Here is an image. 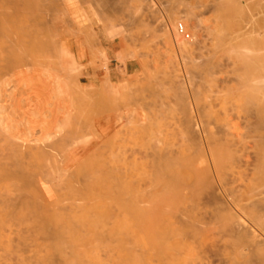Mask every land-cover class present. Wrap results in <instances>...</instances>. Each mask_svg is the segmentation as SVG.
<instances>
[{
    "label": "rangeland",
    "instance_id": "obj_1",
    "mask_svg": "<svg viewBox=\"0 0 264 264\" xmlns=\"http://www.w3.org/2000/svg\"><path fill=\"white\" fill-rule=\"evenodd\" d=\"M79 1L81 3H78L82 6V8L89 12V15H86L84 12H82L83 20L89 24L87 25L88 27L83 29L84 32L80 31L82 33H78L80 34L83 41H85L86 38H88L87 40L89 41H86L87 43L84 42L85 46H82V54L84 50L85 53L83 55H85L86 58L82 61V65L79 66V71L64 75H56V73L53 74V71L49 70L48 68V64L51 59L50 54L38 49L35 52V57L39 58L38 76L31 77L30 74L33 68H26L22 63H19L22 66L19 67L21 72H17L16 77H13V73L10 72V61L13 57L12 49L14 48L11 47L9 41H14L17 43V47H22L23 44H25V42L30 39L29 31L32 29V26L30 27V25H32V21L30 20L28 14L24 12H20L15 16L12 6L7 2V0H0V202L1 199H5L0 203V264H72L76 261H79L78 264H238L237 262H239V264H245L246 258L241 261V259H243L241 257L242 255L240 252H237L238 250L240 251L241 247L242 250L244 248L243 251L246 252L247 250H245V246L242 243L237 245V242L239 243V241H237V235L234 234V232L232 233L233 230H231L235 229L236 225L231 224L229 228L231 233H228L225 232L226 230L222 229L223 226L221 227V223L216 222L215 220L213 221L212 219H215V217H213L216 215L215 211H218L219 209L221 212L226 206L229 208L231 206L232 210H234L236 213L239 214L241 212V214L243 213V215L247 216L249 214H246L245 211L249 213L250 210L248 209H250L252 206L250 202L252 203V201H254L253 199H258L264 196V173L262 174L254 169L257 172L256 174H260V178L262 177V179L259 177L257 179L256 176L254 177L255 171H252V167L250 165L252 164L251 161L253 162L255 159V152L252 150L255 146L251 148V143L253 145H258L260 143L259 139L261 138L257 134L258 128L255 127V123H253L254 121H257V117L256 114H253L251 117L252 125L254 124L253 126L257 131L255 132L256 134H253V128H250L249 126L251 132L253 131L252 133L250 130L247 131L248 128H244L248 126H245L246 122L243 121L244 119L240 120L243 118L244 114L238 110L242 108H239L240 102H242L241 104L248 107V109H250L253 105L251 107L247 106L246 104L248 103H246L244 100H239V104L236 105L238 99H240V96L242 95L243 97L245 94H243L244 89L241 91L242 85L239 83L241 86H238V82L243 79L245 81L243 84L246 85L248 84L246 83V77L254 76L252 75L253 73H251L253 71L252 67L245 65V67L247 66L246 69L243 66L244 59L240 60V56L247 53V50L244 49V47L251 49L250 47H252L253 42L255 44L254 40H252L253 42L248 41L252 39L250 38L251 36H254L253 31L256 32L257 30L261 32V37L258 41V44L262 40V45L260 46L257 43V45H255L260 50L264 49V26H262L264 25V0L261 2L260 0H257V3L256 0H221L222 2L224 1L223 3H221L220 0H216L223 4L221 10L216 8L217 2H214L215 0H145V2L144 0H112L113 2L111 0ZM147 1H150V3L153 4L151 5ZM116 2L118 3L116 4ZM237 3H239L238 6L236 5ZM246 3L249 4L246 5ZM149 4L150 7L148 6ZM214 4H216V7ZM244 4L245 7H243ZM254 4L257 6H253ZM115 5H117V7ZM146 5L152 9H147ZM247 6L250 7L246 9ZM250 8L253 9V11H250ZM185 12H188L191 15L194 13V15H192L194 18H191L192 16L190 14H186ZM249 12H251L252 15ZM176 14L178 15V18L182 17L183 19H185V17L188 15L191 16H189L190 18L188 17L189 19L186 18L185 23L189 22L188 24L183 22L185 27L187 26L186 29L189 28L187 30L185 29L186 32L188 33L189 31L190 34V41L188 42H192L191 39L195 38L193 37L192 29L190 30L193 24V19L196 20L195 16H198L199 20L201 19L200 21L198 20V25L200 28L197 34H194L197 38H195L192 42V44L194 43L193 47L190 44L192 50L185 51L186 53L184 54H180V52L179 54L175 53L176 49L175 43H173L174 41L172 35H170V33H168V35L167 32L164 33V30H162L163 25L160 24L161 20L163 21L164 19V21L167 22L166 20H168V17L171 18L172 15ZM223 14L225 15L223 16ZM253 14L255 15L253 16ZM65 15L66 14L62 13L60 18H66L64 17ZM90 19L92 20V23ZM238 31L239 33H237ZM90 33H92V36ZM217 33L220 34H218L220 37L217 35ZM235 35L239 36L232 38L235 37ZM228 36L230 38L229 40L226 38ZM231 38L234 41L231 42ZM90 40H93V42ZM219 40L224 45H222ZM216 42L219 44L218 47L224 48L225 51L217 47L221 53L223 52V55H226V50L228 49L227 47H233L236 51L241 52V55L236 57L230 54L232 57L231 58L230 55L227 54L226 57H223L220 51L218 52L216 50L218 52L217 53L214 48H210V45ZM224 42L227 44L225 45ZM234 43L237 44L234 46ZM220 44L222 46H220ZM255 45L252 47L253 49H255ZM87 46L88 48H86ZM214 46L215 45L211 47ZM224 46H227V49ZM259 46L261 48H259ZM208 47L212 50L211 54L214 55L212 57L213 60L204 59L209 56L206 50ZM36 49L37 48L35 47V50ZM213 50L216 54L213 53ZM174 53L179 55V58L178 55L176 56L178 60L173 55ZM184 55H187L188 58L186 56L185 58L190 60L189 61L186 59L189 63L187 65H184L187 63L183 61L185 59L182 58V60L180 58ZM173 57L177 60V63L176 61L174 62L175 59ZM192 58H195L196 62H204L207 66V69L206 67L201 70L196 69V67L199 68L198 66L201 65V62L198 65V62H194V59L192 64ZM180 59L184 62L183 65ZM194 63L196 65H194ZM141 64L144 66H141ZM210 65H213L212 69H210ZM177 66H180L184 72L188 70L187 73L189 76L192 75L190 76L191 78H188L191 80V83H189L191 86L188 87L186 85V81H188V79L186 80L187 77L185 78V76H187L185 75L186 72H183L184 80L186 81L182 80L185 83L181 81V76H178L177 78L178 72L176 73L177 70H175L178 68ZM257 68L258 67H255V69L258 71ZM248 69H252V71L249 72ZM25 70H27L26 73ZM206 70H208L210 75L207 74ZM103 71H105V73ZM203 72H205V75ZM234 74L237 75V78H239L238 82H235L236 78ZM232 76L235 78L234 81H232ZM230 78L231 80L229 81ZM249 79L247 82L251 81ZM106 80H108L109 83H112L110 84L111 87L112 85L118 86L120 84H122V87H124L123 83L126 85L124 87L125 91L120 88L121 85L119 88H117V91L120 89V92H117L119 94H117L118 96L115 94V96H117V99H119L120 102H112L113 94L111 96L112 98L110 99L109 94L111 92L109 90L113 89H109L110 85ZM190 80L188 82H190ZM231 81L232 83H237L235 85L238 86V91H236L237 86L234 87V84L231 85V87L233 86L232 88L235 90H233V95L230 94V89H228L230 88L229 85L231 84ZM182 83L185 84V87L182 85ZM253 85L257 84L255 83ZM186 87L189 89L187 90ZM246 87H248V85ZM254 88L257 89L256 87H253L251 90ZM15 90H18V92ZM108 91L110 93H108ZM121 91L123 92V96L121 95ZM259 91L262 92L258 87L257 92L254 91L252 94L250 93V90L248 92L249 95L251 94V102H257V106L260 105L258 100L261 101V93ZM187 92L190 93L188 94ZM225 92H228L227 95L229 96V99L227 100L229 105L227 104L225 108L227 106L229 108L230 102L228 101H233V99L236 98L235 95L239 96L240 93V96H237L238 98L236 102H234L236 103V106H233L237 112L239 111L241 113L239 114V112H235V114L239 115L240 119H235V110L233 109V111L232 108H226L229 110L228 113L226 112L229 117L226 114L225 115L228 119L231 117L232 119L230 120L234 119L235 121H233L236 123L237 121L238 123L240 122V124L237 123V126L239 125L238 128L236 127V130L233 129V132L239 129L237 131L238 133H234L236 135H234L233 138L237 136L235 138L237 139L240 136L244 142L246 141L245 139H247L246 142H248L249 145L241 142V139L239 144H236V140L234 139V144H236V146L238 145V148L235 149V145L231 146L232 150H230L231 147L229 148L231 158H235L234 156L237 157L234 159L233 163V158L232 161H230L232 166L230 165V162H226V166L221 169L220 174L218 173L220 175L218 177L221 178H215L214 175L212 178L210 173H208V179L205 178L207 182L204 181L201 183V177L207 174L202 171L204 170L203 168L206 169L205 166H207V162L204 161V157H199L198 150L196 151L198 148L194 145V143L196 145L198 144V127H192L193 124L190 121V114L187 112V108L184 109L182 105L184 106L185 103L191 99V102H194L195 107L197 110L201 111V113H213V116L210 113L211 118L209 115L210 121L208 123H211L207 124L208 128H213V131L219 130L218 132L221 133L220 123L222 122H219V119L224 116V113H222L224 108L222 110L221 105H225L224 102L226 100H223V97L226 99ZM184 93H187L191 97L185 96ZM119 95H121L123 98H119ZM249 95H247V97ZM256 97L259 99H255ZM182 100L186 102L183 103ZM114 103L116 104L117 108H119L118 105L120 106V109H118V118H123V120L121 119L122 125L126 122L125 125L122 126L123 129L124 127L126 129V131L123 130L126 132V135H124V132L122 131L121 133L123 134L121 135L120 133L118 136V143L114 144L116 142L115 139L112 147L113 150H118L120 147L122 148V145L119 144H127V148L124 145L125 148L123 147L118 151L114 150L115 152H118L117 154L115 152V154H112V148L107 147L105 143L107 135L109 136V134L113 133L115 129L120 127L119 125L115 129L108 131L105 130V124H107L106 122L108 117H112L113 115V111L108 109ZM120 103L122 106L125 103V106L121 108ZM257 106L255 105V108L252 107L250 110H252V112L254 110L253 113H256L255 111L259 109ZM227 110H224L223 112ZM245 110L247 111V108H242V111L245 112ZM183 114H185L184 117ZM233 114L235 116H233ZM148 116L151 117L149 118V125L146 126L143 122L146 121ZM216 117L219 119H214ZM206 118V115L199 117V119L202 121H204V119L206 121ZM98 120H100L99 123L97 122ZM215 121H218L216 124L219 125H216ZM140 122L142 123L140 124ZM139 125H142V127ZM138 126L141 128H138ZM205 127L207 129V126ZM150 128H153V131ZM259 129L261 130V134L264 136V129L261 127H259ZM141 130L145 131L146 133L143 131L141 133ZM184 130H187L188 132ZM190 130H193L194 132L192 131L191 133ZM239 131H243V133H239ZM246 131L252 135L250 139L248 136L245 139L243 138L247 135ZM189 132L190 138L193 137L194 139L196 137L195 139H197V142L192 141L191 139L189 140V136L187 135ZM57 134L59 137L56 136ZM76 134L78 136L77 139H79L80 136L82 137V140L80 139L81 141L78 140V143L80 141L79 144H82V147L77 144V149L72 148V146L76 147V142L75 144L72 142L69 143L70 140L68 141L69 144L67 143L69 146L64 145L69 139L67 137L70 136L71 139V137L73 135L76 136ZM130 134H132L133 137H131ZM146 134L148 136L149 134H153V136L155 135L157 144L155 143L154 137H150V139L152 138V141L150 142V139L149 137H146ZM120 136L121 138L124 136L125 137L122 138L123 140H120ZM220 136L222 135L220 134ZM47 137H52V141L54 139V141L51 142V145L47 144L48 141H45ZM255 137L260 138L258 139ZM73 138L75 139L76 137ZM158 141H160L159 144ZM218 141L220 142V140ZM251 141H256L257 143H253ZM60 143L63 144L61 145L62 147L60 146ZM191 143L193 145H191ZM223 143L224 142H214L211 143V145L213 144L214 148H218L221 147L220 145ZM241 143H243V145ZM117 144L119 148L117 147ZM47 145L50 148H53L49 149ZM58 145L61 148H59ZM166 145H168L170 150L173 151V154L175 153L174 155L176 158L178 157L177 159L175 158L173 160L172 167L169 169V171L166 172V174L164 173L165 177L167 178H162L163 180L160 179L164 182H167L171 181V176H174L177 180L180 190H178L175 197L173 196L172 202L174 203L171 204V207L169 204L167 207V203H165L166 205L160 206L162 208L158 207V209H151V211L146 204V201L149 199L151 194L149 195L147 193H139L138 198H141V195H143L144 202L142 204L138 203V201L134 203V201L137 199L136 197L134 199L133 195L131 197V194L129 195L125 191L120 190L117 187L115 188V186L113 187V183L111 185V177L110 180H108L109 178L107 174L110 173L112 168L120 167L117 165L118 161H120L121 165L123 166V158L119 156L121 152L123 153L126 149L128 151L129 148V150L135 151V155L132 154L133 151H130L132 152L131 156L134 155V158H137L136 160L133 158V161H128L132 160V157L130 156L128 158L126 156V161L128 164L131 162L130 165H134L133 163H135L136 168L135 170L133 169V171L136 172L137 170L139 172L138 175H141V177H138L139 179H142L144 186L142 187L145 188L149 186L148 184L151 183L149 177L155 170L154 163H156L155 158L153 156L151 157L150 151L152 148L155 150L157 147H159L157 151H160V153L168 152V150L163 152L164 149L162 147H166ZM223 145L222 148H224ZM239 145L242 146L241 148L243 151L240 149ZM45 147L46 149H44ZM130 147L132 149H130ZM198 147L200 149L199 145ZM182 149L186 155L184 152H182L184 154H182V157H180V154V156L178 153L176 154V150L182 151ZM49 150L51 151L49 152ZM62 151L63 153L60 155ZM136 151L139 152L137 153ZM44 153H47V155ZM110 155L114 157L113 161L110 160L113 159ZM188 155H190L189 158ZM196 155L198 157L195 158ZM5 157L8 158L6 159ZM187 158L188 161L186 160ZM3 159L5 160L3 161ZM19 159L21 162H19ZM47 159L48 161H46ZM245 159H247V162H245ZM229 160L231 159L229 158ZM3 162L5 164H3ZM7 162L9 163L7 166L9 167L10 165L9 169L12 167L13 172L11 171L12 169L9 170L6 166ZM47 162H49V164ZM111 162L115 165L111 164ZM194 162L195 165H193ZM32 163L34 165H32ZM41 163L43 164L42 169ZM19 164L22 165V170L20 169L21 166H19ZM45 164H47L46 169L48 170L44 168ZM230 166L233 167L232 170H230ZM37 167L39 169H37ZM132 167L129 168L132 170ZM14 168H19L18 172L17 170H14ZM79 168L80 171L78 170ZM181 169H183L182 174L180 172ZM225 169L226 171L224 172ZM40 170L43 172L41 173ZM198 170L201 171L199 172L200 174H197ZM184 171L188 172L189 175L183 176ZM222 171L224 173H222ZM7 173L10 177L12 176V179L9 178V176L7 178L5 177ZM19 173L22 174L20 175ZM179 173L181 174V179L182 176L185 177L184 181L187 183L185 186L183 184L184 181L181 182V180L178 179ZM225 173L226 175H224ZM41 174L44 176L43 179L46 176H48L47 178L50 177L51 182L50 179L47 178L44 179L45 181L40 179L39 176L41 177ZM19 175L24 177L26 176V182L23 183V180L20 181L21 178ZM104 176H106V178ZM14 177L15 179H13ZM196 177H200L199 181ZM186 178L190 179L187 180ZM202 180H204V178ZM49 182L51 185H49ZM14 183L19 185L20 188ZM21 183L22 185H20ZM173 183H175V181H173ZM52 184L56 185L54 188L55 191H53L54 189L52 188ZM187 185L190 186L186 187ZM18 189L22 190L19 191ZM15 190H18L19 193L21 192L20 195L22 198L21 196H18L19 193L17 191L15 192ZM249 190L252 191L249 192ZM22 191H25L24 195H22ZM37 192L39 193L37 194ZM54 192H56V195ZM235 193L238 194L239 198L235 197ZM41 195L44 197L43 199ZM144 195H147L148 197ZM232 196L236 202H242L240 203L242 204L241 207H239V209L242 211L237 210V208L233 206V203H231L232 205H227L228 203L226 202H230L229 198ZM13 197L15 199L12 200ZM129 197L131 198L129 199ZM24 198L28 204L26 201H23ZM7 199L12 201V203H9ZM29 200H32V203ZM14 202H19V204L15 206L16 203L14 204ZM23 202L25 203L24 208ZM219 202H223V204ZM32 204L34 205L33 208L36 211L32 209ZM27 206L29 207L28 209H26ZM134 206L136 207L134 208ZM244 206L247 208V210L246 208L244 209ZM43 208L45 210H42ZM219 213H217L216 217L221 215H219ZM241 214L239 215L243 218L244 216ZM101 217L103 219L102 222L100 219ZM46 222L51 223V228L54 227L56 229L58 228L59 230H63L65 228L64 231H60L62 232L61 234H65V236L62 235L65 238L61 237V235L58 237H53V235L48 236L47 234L52 229L50 227H46ZM108 222H111V224ZM60 224L64 225L60 226ZM224 228H226V225ZM62 243L63 246H65L63 250L60 248V246L62 247ZM59 251L65 254L62 253L60 256ZM239 255L241 259L239 258ZM251 259L252 258H249V260ZM251 261L253 262L252 264H255L253 260Z\"/></svg>",
    "mask_w": 264,
    "mask_h": 264
},
{
    "label": "bare ground",
    "instance_id": "obj_2",
    "mask_svg": "<svg viewBox=\"0 0 264 264\" xmlns=\"http://www.w3.org/2000/svg\"><path fill=\"white\" fill-rule=\"evenodd\" d=\"M112 1V0H111ZM166 1V0H165ZM169 1H171V0H169ZM219 1V0H218ZM218 1H214V2H217V7H216V4H214V6L217 8V9H220L221 10V7H222V5L223 4H221V3H223L221 0H220V2H218ZM251 1V0H250ZM262 0H260V2H261ZM7 2L12 6V10H13V13H14V15L16 16V15H18L20 12H24V13H27L28 14V16H29V18H30V20L32 21V25H30V27L32 28L30 31H29V33H30V36H29V38L30 39H28V41L27 42H25V44H23V46L22 47H17V43H15L14 41L12 42V41H9L10 42V45H11V47L12 48H14V49H12V52H13V57H12V60L10 61V72H12L13 74V77H16V75H17V72H21V70H20V68L19 67H22L19 63H22L26 68H28V67H31V68H33L32 70H31V74H30V76L31 77H37L38 76V73H39V61H38V57L36 58L35 57V52L38 50V49H41L42 51H45V52H47L48 54H50V57H51V59H50V61H49V64H48V68H49V70H51V71H53V74L54 73H56V75H59V74H62V75H64V74H71V73H74V72H77V71H79V66H81L82 65V61L86 58V56L85 55H83L85 52H84V50H83V54H82V49H83V45H84V42L85 43H87V42H89L87 39L88 38H86V40L85 41H83V39H81V36H80V34L82 33V32H80V31H83L84 32V28H86V27H88L87 25L89 24V23H87L86 21H84L83 20V17H82V12H84L86 15H89V12L87 11V10H85V9H83L82 8V6L78 3V2H80L79 0H7ZM104 2V1H103ZM113 2V1H112ZM144 2H145V0H144ZM147 2H149L150 3V1H147ZM173 2V1H172ZM254 2V1H253ZM259 2V1H258ZM259 2V3H260ZM264 2V1H263ZM262 2V3H263ZM81 3V2H80ZM118 2H116V4H117ZM255 3V2H254ZM256 3H257V0H256ZM115 4V3H114ZM123 4H125V3H123ZM142 4H144V3H142ZM151 5L153 4V3H150ZM150 4L148 5L149 7H150ZM238 4L239 3H237L236 5L238 6ZM249 4V3H248ZM247 3H246V5H248ZM232 5V4H231ZM251 5V4H250ZM263 5V4H262ZM110 6V5H109ZM116 7H117V5H115ZM144 6V5H143ZM211 6V5H210ZM240 6V5H239ZM253 6H255V4L253 5ZM257 6V5H256ZM255 6V7H256ZM260 6H261V4H260ZM116 7H114V8H116ZM146 7H147V5H146ZM149 7H147V9L149 8ZM154 7V6H153ZM213 7V6H212ZM233 7V6H232ZM235 7V6H234ZM243 7H245V4H244V6ZM250 6H247L246 7V9L247 8H249ZM251 7H252V5H251ZM258 7H259V4H258ZM111 8V7H110ZM168 8V7H167ZM170 8V7H169ZM176 8V7H175ZM237 8V7H236ZM253 8V7H252ZM83 9V10H82ZM149 9H152V8H149ZM155 9V8H154ZM165 9V8H164ZM230 9V8H229ZM170 10V9H169ZM172 10V9H171ZM173 10H175V9H173ZM222 10H223V8H222ZM260 10V9H259ZM158 11V10H157ZM163 11V10H162ZM166 11V10H165ZM250 11H253V9H251L250 8ZM262 11V10H261ZM164 12V11H163ZM167 12V11H166ZM180 12V11H179ZM190 12V11H189ZM225 12H226V10H225ZM255 12V11H254ZM66 14L64 17H66V18H60L61 17V14ZM171 13V12H170ZM176 13V12H175ZM184 13V12H183ZM186 13V12H185ZM190 13H192V12H190ZM190 13H186V14H190ZM249 13H251V12H249ZM172 14V13H171ZM185 14V15H186ZM258 14V13H257ZM184 15V14H183ZM191 15V14H190ZM190 15H186L187 17H185V19H183L182 17H179L178 18V15L176 14V15H172V16H174V17H172L171 16V18L170 17H168L167 19L168 20H166L167 22H165L164 21V19H163V21L161 20L160 22V24H162L163 25V28H162V30H164V33L165 32H167V34L168 33H170V35H172V37H173V43H175V53H178L179 54V52H180V54H184V53H186L185 51H188V50H192L191 49V46L193 47V44H192V42H193V40L195 39V38H197L194 34H197V32H198V30H199V21L201 20H199L198 18V16H195L196 17V20L195 19H193V24H192V26H191V28H190V30L192 29V34H193V37H195V38H192L191 39V41L192 42H188V41H190V39H189V31H188V33L186 32V30L187 29H189V28H187L186 29V27H185V24H188L187 22L185 23V21H186V18H188ZM192 15H194V13L192 14ZM191 15V16H192ZM222 15V14H221ZM225 14H223V16H224ZM251 15H252V13H251ZM255 14H253V16H254ZM156 16H157V14H156ZM176 16V17H175ZM190 16V17H191ZM87 17V16H86ZM166 17H167V15H166ZM189 17V18H190ZM170 18V19H169ZM188 18V19H189ZM191 18H194L193 16L191 17ZM251 18H252V16H251ZM88 19V18H87ZM226 19V18H225ZM89 20V19H88ZM91 20V19H90ZM199 20V21H198ZM185 24H184V23ZM42 23V24H41ZM91 23H92V20H91ZM201 26V25H200ZM227 26V25H226ZM262 26H264V25H262ZM157 28H159V27H157ZM221 28V27H220ZM186 29V30H185ZM207 29H209V28H207ZM159 30H161V29H159ZM226 30V29H225ZM223 31V30H222ZM93 32V31H92ZM123 32V31H122ZM212 32V31H211ZM219 32V31H218ZM234 32V31H233ZM254 32V36L252 37H250V38H252L251 40H248V41H252V40H254L255 41V44L257 43L258 44V41H259V39H260V37H261V32L260 31H257L256 30V32L255 31H253ZM78 33H80V34H78ZM86 33H88V32H86ZM216 33V32H215ZM221 33V32H220ZM236 33V32H235ZM234 33V34H235ZM237 33H239V31L237 32ZM237 33H236V35H237ZM91 34V36H92V33H90ZM120 34V33H119ZM191 34V35H192ZM211 34V33H210ZM219 33H217V35H218ZM227 34V33H226ZM233 34V35H234ZM169 35V34H168ZM220 35V34H219ZM218 35V36H219ZM235 35V37H232V38H236V37H238V36H236ZM242 35V34H241ZM244 35V34H243ZM90 36V37H91ZM115 36V35H114ZM199 36V35H198ZM231 36V35H230ZM164 37H166V36H164ZM170 37V36H169ZM191 37V36H190ZM216 37V36H215ZM220 37V36H219ZM222 37V36H221ZM263 37H264V35H263ZM262 37V38H263ZM213 38V37H212ZM226 38H228V40L230 39L229 38V36L228 37H226ZM225 38V39H226ZM231 38V42L232 41H234L233 39ZM239 38H241V37H239ZM249 38V39H250ZM254 38V39H253ZM85 39V38H84ZM87 41V42H86ZM91 41V40H90ZM216 41H218V40H216ZM220 41V40H219ZM238 41V40H237ZM33 42V43H32ZM91 42H93V40L91 41ZM211 42V41H210ZM215 42V41H214ZM242 42H243V40H242ZM253 42V41H252ZM252 42H249V43H252ZM261 42H262V40L260 41V43L258 44V45H262L261 44ZM220 43L222 44V42L220 41ZM225 43V42H224ZM238 43V42H237ZM236 43V44H237ZM89 44V43H88ZM190 44H191V46H190ZM220 44V46H222V45H224V44H222L221 45ZM227 43H225V45H226ZM235 43L233 44L234 46L236 45ZM243 44V43H242ZM254 44V42H253V44H252V47L255 45ZM256 44V45H257ZM213 45H215L214 47H211V46H213ZM247 45V44H246ZM251 45V44H250ZM255 45V46H256ZM85 46V45H84ZM219 46V44H217V42L216 43H214V44H211L210 45V48H214V50L216 51H220V50H218V48L219 49H221V50H223V51H225L224 50V48H221V47H218ZM229 46V45H228ZM259 46V48H261ZM35 47L37 48L36 50H35ZM218 47V48H217ZM225 47V46H224ZM227 47V46H226ZM225 47V48H226ZM238 47H240V46H238ZM252 47H250L251 49H249L248 47H244V49H246L247 50V53H245V54H243V55H241V52H238V51H236L233 47H227L226 49V52H224V53H226V55L228 54V55H234V56H240V60L242 59H244L243 60V66L245 67V65H247L248 67H252V69H253V71H252V69H248L249 70V72H251V73H253L252 75H254V76H249L250 77V79H249V77H246V83H248V84H246V85H244L243 83H245V81L242 79L241 81H239L238 82V80H239V78H237V75H235L234 74V76H235V78H236V80H235V78H233L234 76H232V81H234L235 80V82H238V86H241V91L243 90L244 92H243V97H244V99H243V97H242V95L240 96V93H239V96H240V99H238V101H237V104L236 103H234V102H236V100H237V98L239 97L238 95H235L236 96V98L235 99H233V101H228V102H230V106H229V108H232V110L235 108H233V106H236V105H238L239 104V100H244L246 103H248V104H246L247 106H249V107H251L252 105V107L253 108H255V105L257 106V102H255V103H253V102H251L252 101V98H251V94L254 92V91H258V87L260 88V90L262 91V92H260L261 93V95H260V99H261V101H259L258 100V103L260 102V105L259 106H257L259 109L258 110H256L255 112L256 113H253L254 112V110H253V112H252V110H250V109H252V107L250 108V109H248V107H246L245 105H243V104H241L242 102H240V104H239V108L240 107H242L243 109H246L247 108V111L245 110V112L244 111H242V108H240V109H238V110H240V112H243V114H244V116H243V118L242 119H240V117H239V115L238 114H235V112L236 113H238L237 112V110H233L234 111V114L236 115V117H235V119L237 120V119H240V120H243L244 122H246V125L245 126H248V127H244V128H248V130L247 131H249L250 130V132H251V129L250 128H253L252 130L254 131V133L253 134H256L255 132H257L256 130H255V127H257L258 128V135L261 137H255V138H260L259 140H260V143L257 145V144H255V145H253L252 143H251V145L252 146H250L251 148L253 147V146H255L254 147V149H256V150H254V149H252L253 150V152H255V155H254V161L252 162L251 161V163L253 164H250L251 165V167H252V171H258V172H260V173H264V136L261 134V130L259 129V127H261L262 129H264V49H258V47L256 46L255 47V49H253ZM86 48H88V46L86 47ZM216 48V49H215ZM241 48H243V47H241ZM241 48H239V49H241ZM249 50H248V49ZM257 48V49H256ZM263 48V47H262ZM208 49H209V47H208ZM208 49H206L207 50V52H208V54H209V58L208 57H206V58H204V59H206V60H210V59H212L213 60V56L214 55H212L211 53H212V50L211 49H209V51H208ZM239 49H237V50H239ZM244 49H243V51H244ZM35 50V51H34ZM58 50V51H57ZM87 50V49H86ZM174 50V49H173ZM210 50H211V52H210ZM213 50V53L214 54H216L215 53V51ZM184 51V52H183ZM216 51V52H217ZM17 52V53H16ZM173 52V51H172ZM210 52V53H209ZM217 52V53H218ZM173 54L174 56H175V58H177L176 56L178 55H176V54ZM220 53H221V51H220ZM223 53V52H222ZM221 53V54H222ZM105 55V54H104ZM210 55H212V56H210ZM219 55V54H218ZM223 55V54H222ZM226 55L224 54L223 55V57L225 56L226 57ZM231 55H230V57H231ZM185 56L187 57V55H184L183 57H180L181 59L182 58H184L185 60H183L184 62H187V63H185L184 64V62L180 59V61L182 62V65L184 64V65H187V64H189L188 63V61L187 60H189V59H187V58H185ZM203 56V55H202ZM202 56H201V60H202ZM216 56V55H215ZM233 56V57H234ZM191 57V56H190ZM211 57V58H210ZM229 57V56H228ZM243 57V58H242ZM174 58V57H173ZM174 58V59H175ZM178 58H179V55H178ZM178 58H177V60H178ZM216 58H221V57H216ZM232 58V57H231ZM235 58V57H234ZM187 59V60H186ZM195 58H192L191 59V62H192V64H193V60H194ZM177 60L175 59L174 60V62L176 61V63H177ZM229 60V59H228ZM190 61V60H189ZM199 61H200V59H199ZM217 61H218V59H217ZM220 61V60H219ZM244 61H245V63H244ZM121 62V61H120ZM194 62H196V59L194 60ZM198 62V61H197ZM196 62V63H197ZM201 62V61H200ZM200 62H198L197 64L199 65V63ZM203 64V65H202ZM143 64H141V66H142ZM194 65H196L195 63H194ZM144 66V65H143ZM202 66V67H201ZM213 65H210V69H212L213 67H212ZM218 66H219V64H218ZM246 66V67H247ZM105 67V66H104ZM178 67V66H177ZM199 68H197L196 67V69H203L204 67H206V69H207V66L205 65V63L203 62H201V65H199L198 66ZM201 67V68H200ZM235 67V66H234ZM245 67V68H246ZM255 67H258L257 69H258V71L255 69ZM13 68V69H12ZM176 68V67H175ZM209 68V67H208ZM232 68H233V66H232ZM247 69V68H246ZM255 69V70H254ZM175 70H177L176 71V73H177V78H178V76H181L182 77V79H181V81L182 80H184V73L186 72V74L185 75H187V76H185V78H186V80L190 77V76H192V75H188V70L187 69H184V70H187V71H183L182 70V68H180V66L177 68V69H175ZM214 70V69H213ZM241 70V69H240ZM107 71V70H106ZM117 71V70H116ZM204 71V70H203ZM207 71V74L208 75H210V73L208 72V70H206ZM27 72V70H25V73ZM104 73H105V71H103ZM123 72V71H122ZM184 72V73H183ZM192 72V71H191ZM107 73H108V71H107ZM120 73V72H119ZM193 73V72H192ZM191 73V74H192ZM200 73V72H199ZM204 73V75H205V72H203ZM251 73H250V75H251ZM255 73V74H254ZM121 74V73H120ZM189 74H190V72H189ZM243 74H245V73H243ZM197 76V75H196ZM199 76V75H198ZM242 76V75H241ZM245 76H247V75H245ZM244 76V77H245ZM251 77H253V78H251ZM191 78V77H190ZM107 79V78H106ZM245 79V78H244ZM251 80V81H248L247 82V80ZM104 80H105V78H104ZM148 80V79H147ZM186 80H184V81H186ZM190 79H188V81H189ZM231 80V78L229 79V81ZM107 82H108V80H106ZM179 81V80H178ZM184 81H182V82H184ZM188 81H186L187 82V86L189 87V86H191L189 83H191V80H190V82H188ZM228 81V82H229ZM232 81L230 82L231 84L229 85L230 86V88H228V89H230V94H234V89L231 87V85H233L234 84V87H236L237 85H235V84H237V83H232ZM109 83V82H108ZM122 83V82H121ZM185 83V82H184ZM184 83H182V85L185 87V84ZM252 83V84H251ZM257 84V85H253V84ZM110 84H112V83H109V85ZM189 84V85H188ZM121 85V89H123V91H125L124 90V87L126 86L124 83H123V85H124V87H122V84H120ZM120 85H118V86H114V85H112V87H111V85H110V88L109 89H113V90H109L108 91V93H110L109 95H110V99L112 98L111 96H112V94H113V100H112V102H117V101H119V99H117V94H119V93H117V92H120V89H119V91H117V88H119V86ZM248 85V87H246ZM253 85V86H252ZM238 86L236 87L237 88V90L236 91H238ZM243 86H245V87H243ZM253 88V87H256L257 89H252L251 90V88ZM109 87V86H108ZM186 89H187V87H186ZM189 89V88H188ZM187 89V90H188ZM223 89V88H222ZM116 90V91H115ZM185 90V89H184ZM234 90V91H233ZM239 90H240V88H239ZM245 90H247V91H245ZM249 90H250V95L248 94V92H249ZM15 91H17L18 92V90H15ZM114 93H113V92ZM149 91V90H148ZM252 91V92H251ZM122 92V91H121ZM258 92V93H259ZM16 93V92H15ZM188 93V92H187ZM185 94V96H190V95H188V94ZM227 93L228 92H225V96H226V99H224V97H223V100H226L224 103H225V105H221V109L223 110V108H224V110H227L226 108H228V106L225 108V106L228 104L229 105V103H227V100L229 99V96L227 95ZM115 94L117 95V96H115ZM123 94V92L121 93V95ZM257 94V93H256ZM15 95V94H14ZM16 95H17V93H16ZM100 95V94H99ZM121 95H119L120 97L119 98H123ZM247 95H249L248 97H247ZM101 96V95H100ZM228 96V97H227ZM238 96V97H237ZM246 96V97H245ZM191 97V96H190ZM189 97V98H190ZM242 97V98H241ZM115 98V99H114ZM230 98H232V97H230ZM255 99H259V98H255ZM95 100H96V98H95ZM105 100H108V99H105ZM144 100V99H143ZM189 100V99H188ZM187 100V101H188ZM235 100V101H234ZM183 101V100H182ZM13 102V101H12ZM120 102V101H119ZM186 102V101H185ZM184 101H183V103H185ZM232 102H233V104H232ZM244 102V103H245ZM96 103V102H95ZM100 103V102H99ZM118 103V102H117ZM123 103V102H122ZM188 103V104H187ZM16 104V103H15ZM236 104V105H235ZM255 104V105H254ZM120 105H121V103H120ZM243 105V106H242ZM123 106H125V103H124V105ZM123 106L121 105V108H123ZM188 106V107H187ZM222 106H224V107H222ZM118 107L119 108H117V106H116V104L114 103L108 110H112L113 111V115H112V117H108V119H107V124H105V127L107 128H105V130L106 131H108V130H112V129H115L117 126H119L120 125V127H118L117 129H115V131H113V133H111V134H109V136L107 135V139H105V143H106V146L107 147H111L112 149H111V153L112 154H117L118 152H115V151H118V150H120V149H122L123 147H124V145L123 144H119V145H122V148L120 147H118V144H117V147L119 148L118 150H113V147H112V144H113V142H114V140L116 139V142L114 143V144H116V143H118V136L120 135V133L123 131V130H125L126 131V129H125V127H124V129L122 128V126L123 125H125V123L122 125V120H123V118H118L119 116H118V114H119V110L118 109H120V106L118 105ZM182 107H184V109L185 108H187V112H189V114H190V121L192 122V124H193V126L192 127H198V129H197V131H198V133H197V138H198V144L196 145L194 142V145L198 148V149H196V151L198 150V154H199V157H204L203 159H205L204 161L205 162H207V166H205L206 167V169L205 168H203L204 170H202L204 173H207V174H205L204 176H200L201 177V183L202 182H207L206 181V179H208L207 178V176H208V173H210V175H211V177L213 178V175L215 176V178H217L218 176H220L219 174H220V171H221V169L222 168H224L226 165H225V163L227 162V163H229L230 161H232V158H231V155H230V151H229V148L231 147V146H234L235 145V149H237L238 148V145L236 146V144H239V141H241V142H243V143H246V144H248L249 145V143L248 142H246L247 141V139H245V138H247V136L249 137V139H250V137H252V135L250 134V133H248L247 131H246V133H247V135H246V137H243L246 141L244 142L243 141V139H241L240 138V136L237 138V139H235V138H233V136L234 135H236V134H234L235 132H237V131H235L236 130V127L238 128V126H237V123H238V121H237V123L236 122H234L233 120H230V119H232L231 117L228 119L227 117H226V115L228 116V114H226V112L228 113V111L229 110H227V111H225V112H223L222 111V113H224V116L222 117V118H214V119H219L220 121L219 122H222V123H220L221 124V128H220V126H219V128H220V132L221 133H219L218 131L219 130H216V131H213L212 129L213 128H208V125L207 124H210V123H208L210 120H209V115H210V113H208L207 111V113H205L204 111V113H201V111H199V110H197V108L195 107V104H194V102H191V99H190V101H188V102H186L185 103V105L183 106L182 105ZM97 108V107H96ZM201 108V107H200ZM199 108V109H200ZM204 108V107H203ZM228 108V109H229ZM189 110V111H188ZM204 110V109H203ZM232 110H231V113H232ZM198 112H199V114H198ZM239 112V114H241ZM108 113V112H107ZM230 113V114H231ZM127 114V113H126ZM207 114H208V116H207ZM220 114V113H219ZM226 114V115H225ZM233 114V116H235ZM253 114H256V117H257V121L255 122L254 120V122L253 123H255V127L252 125V121H251V117L253 116ZM121 115H122V113H121ZM120 115V116H121ZM128 115V114H127ZM126 115V116H127ZM184 115L185 114H183V117H184ZM204 116V115H206V121H205V119H204V121H202L201 119H199V117H201V116ZM211 115L213 116L214 114L213 113H211ZM211 115H210V118H211ZM125 116V115H124ZM216 116V115H215ZM231 116V115H230ZM122 117V116H121ZM151 117V116H150ZM149 116H148V118H146V121L145 122H143L146 126L147 125H149V121H150V118ZM219 117V116H218ZM225 117H226V119H225ZM229 117V116H228ZM224 118V119H223ZM101 119V118H100ZM122 119V120H121ZM207 119H208V121H207ZM221 119H223V120H221ZM124 120H125V118H124ZM226 120V121H225ZM188 121H189V118H188ZM224 121V122H223ZM233 121V122H232ZM243 121H241V122H243ZM45 122H47V121H45ZM98 123L100 122V120H98L97 121ZM129 122V121H128ZM98 123H97V126H98ZM104 123H105V121H104ZM135 123V122H134ZM133 123V124H134ZM142 122H140V124H141ZM148 123V124H147ZM151 123V122H150ZM216 123H218V121H215V124ZM132 124V123H131ZM238 124H240V122L238 123ZM243 124H245V123H243ZM107 125V126H106ZM129 125V124H128ZM135 125V124H134ZM187 125V124H186ZM204 125V126H203ZM216 125H219V124H216ZM215 125V126H216ZM139 126H141L142 127V125H139ZM138 126V128H141V127H139ZM151 126V125H150ZM188 126V125H187ZM205 126H207V129H206V127ZM244 126V125H243ZM249 126H250V128H249ZM252 126V127H251ZM137 127V126H136ZM184 127V126H183ZM84 128H85V126H84ZM147 128V127H146ZM154 128V127H153ZM152 128V129H153ZM187 128V127H186ZM82 129V128H81ZM88 129V128H87ZM133 129V128H132ZM151 129V128H150ZM151 129V130H152ZM188 129V128H187ZM233 129H235L234 131L235 132H233ZM138 130V129H137ZM155 130V129H154ZM45 131V130H44ZM79 131V130H78ZM77 131V132H78ZM80 131H82V130H80ZM132 131V130H131ZM142 131L143 130H141V133H142ZM149 131V130H148ZM153 131V130H152ZM163 131V130H162ZM184 131H187V130H184ZM191 131V130H190ZM193 131V130H192ZM192 131H191V133H192ZM252 131V132H253ZM260 131V132H259ZM51 132V131H50ZM49 132V133H50ZM52 132H53V130H52ZM124 132V131H123ZM130 132V131H129ZM139 132V131H138ZM143 132H145V131H143ZM155 132V131H154ZM188 132V131H187ZM186 132V133H187ZM194 132V131H193ZM251 132V133H252ZM126 132H124V135H126L125 134ZM133 133V132H132ZM135 133V132H134ZM146 133V132H145ZM196 133H195V136H196ZM219 133V134H218ZM238 133V132H237ZM239 133H243V131L241 132V131H239ZM244 133H245V131H244ZM54 134V133H53ZM52 134V135H53ZM56 134V133H55ZM78 134V133H77ZM77 134H76V136L75 135H73L72 137H71V139H72V141H71V139H70V136L69 137H67V138H69L68 140H67V142H66V144H64V145H66V146H69L68 144L70 143V142H72V143H74L75 144V142H76V144H75V146L77 145V144H79L80 143V141L82 140L81 138V136L79 137V139H77ZM123 133H121V135H122ZM136 134V133H135ZM154 134V133H153ZM153 134L151 135V134H149V136L146 134V137H149V139H150V137H154V140H155V143L157 144V140L155 139V135L153 136ZM163 134H165V133H163ZM163 134H161V135H163ZM185 134V133H184ZM189 134H190V132L187 134L188 136H189ZM220 134L222 135V136H220ZM249 134V135H248ZM131 135V137H133L132 136V134H130ZM141 135V134H140ZM240 135H242V134H240ZM257 135V136H258ZM50 136H51V134H50ZM56 136H58V134L56 135ZM135 136V135H134ZM139 136V135H138ZM158 136V135H157ZM159 136H160V133H159ZM159 136H158V138H159ZM188 136H186V137H188ZM218 136V137H217ZM40 137V136H39ZM59 137V136H58ZM61 137V136H60ZM63 137V136H62ZM73 137H76L75 139L73 138ZM125 137V136H124ZM124 137H122V138H124ZM144 137H145V135H144ZM41 138V137H40ZM43 138V137H42ZM49 137H47L46 138V142L48 141V143L47 144H50L51 145V142H53L54 141V139H53V141H52V137H50L49 139H48ZM66 138V137H65ZM121 138V136H120V140L122 139ZM137 138V137H136ZM185 138V137H184ZM189 138V140L191 139L192 141H195V142H197V139H193V137H191L190 138V136L188 137ZM48 139V140H47ZM63 139V138H62ZM61 139V140H62ZM77 139V140H76ZM81 139V140H80ZM128 139V138H127ZM132 139V138H131ZM144 139V138H143ZM163 139V138H162ZM166 139V138H165ZM236 140V144H234L235 143V140ZM241 139V140H240ZM248 139V140H249ZM70 140V141H69ZM78 140H80L79 141V143H78ZM123 140V139H122ZM217 140V141H216ZM218 140H220V142H224L223 144L225 145H223V147L224 148H222V145H220L221 147H218V148H214L213 147V144L211 145V143H214V142H218V143H220ZM221 140H223V141H221ZM68 141H69V143H68ZM127 141V140H126ZM134 141V140H133ZM150 142L152 141V138L149 140ZM164 141V140H163ZM188 141V140H187ZM45 142V143H46ZM50 142V143H49ZM63 142V141H62ZM137 142V141H136ZM238 142V143H237ZM251 142H253V141H251ZM256 142V141H255ZM255 142H253V143H255ZM64 143V142H63ZM68 143V144H67ZM119 143H121V142H119ZM131 143V142H130ZM160 143V141H158V144ZM243 143H241L242 145H243ZM257 143V142H256ZM148 144V143H147ZM153 144H154V142H153ZM189 144V143H188ZM61 145H63V144H61L60 143V146ZM80 146L82 145V144H79ZM78 145V146H79ZM84 145V144H83ZM127 145V144H126ZM125 145V146H126ZM150 145H152V144H150ZM191 145H193L192 143H191ZM198 145L200 146V149H199V147H198ZM214 145H216V144H214ZM45 146V145H44ZM53 146V145H52ZM59 145H58V147L59 148H61ZM65 146V147H66ZM72 146V145H71ZM154 146H155V144H154ZM153 146V147H154ZM162 146V145H161ZM168 145H166V147L165 146H163L162 148L164 149L163 150V152L164 151H167L168 150V152H164V153H160V151H157V149H159V147H160V145H159V147H157V149H155V150H153V148H152V150H151V148H150V152H151V157L153 156L154 158H155V162L156 163H154L155 164V170L151 173V176L149 177L150 178V181H151V183L150 184H148L149 186H147V187H145V188H143L144 186H143V183H142V179L140 178L139 179V177H141V175L139 174L138 175V171L136 170V172L135 171H133V169L135 170V163H133L134 165H130V163L131 162H129V164H128V162L126 161V158L128 157H130L132 154H134L135 155V151H133V150H129V148H128V151H127V149L125 150V151H127V152H121L120 153V156L119 157H121V158H123L122 160H123V162L122 163H124L123 164V166L121 165V162L120 161H118V166H120V167H114V168H112V166H111V171H110V173H108L107 175H108V180H110V177H111V185H112V183H113V187L115 186V188L117 187V188H119L120 190H123V191H125L127 194H131L130 196L132 197V195L134 196V199H135V197L137 198L136 199V201H134V203L135 202H137L138 201V203H143L144 202V200H143V195H141V196H139V197H141V198H138V195H139V193L140 194H145V193H147V194H151L150 195V197H149V199L146 201V204H147V206L149 207V210H155V209H158V207H160V206H163V205H166L165 203H167V207L170 205V207H171V204H173L174 202H172L173 201V196L175 197V195H177V192H178V190H180L179 189V187H178V184H177V180H176V178L173 176H171L170 178H171V181H167V182H164V181H162L163 179L162 178H167V177H165V174H166V172H168L169 171V169L172 167V163H173V160L176 158V156L173 154V151H171L170 150V148H169V146L167 147ZM228 146V147H227ZM47 147H49L48 145H47ZM64 147V148H65ZM82 147V146H81ZM147 147H150V146H147ZM179 147V146H178ZM191 147H193V146H191ZM239 147H240V149H242L241 147L242 146H240L239 145ZM247 147H249V146H247ZM51 148H53V147H51ZM50 147H49V149H51ZM57 148V147H56ZM72 148H78L77 146L76 147H73L72 146ZM125 148V147H124ZM126 148H127V146H126ZM155 148V147H154ZM167 148H169V149H167ZM193 148H195V147H193ZM44 149H46V147L44 148ZM48 149V148H47ZM68 149V148H67ZM67 149H65V150H67ZM69 149H70V147H69ZM130 149H132L131 147H130ZM148 149V148H147ZM161 149V148H160ZM64 150V151H65ZM71 150V149H70ZM110 150V149H109ZM124 150V149H123ZM162 150V149H161ZM201 151V153H200V151ZM230 150H232V147H231V149ZM48 151V150H47ZM51 150H49V152H50ZM69 151V150H68ZM67 151V152H68ZM130 151H133V153L132 152H130ZM175 151V150H174ZM177 151V152H176ZM175 152H176V154L178 153V155L180 156V157H182V154H184L185 152L183 151V149H182V151H178V150H176ZM242 151H243V149H242ZM46 152V151H45ZM67 152H66V154H67ZM115 152V153H114ZM137 152V151H136ZM139 152V151H138ZM137 152V153H138ZM149 152V153H150ZM182 152H184V153H182ZM193 152H194V150H193ZM62 153H63V151L60 153V155H62ZM69 153V152H68ZM108 153V152H107ZM132 153V154H131ZM197 153V152H196ZM26 154V153H25ZM30 154V153H29ZM45 155H47V153H44ZM49 154V153H48ZM127 154V155H126ZM140 154V153H139ZM188 154V153H187ZM193 154V153H192ZM9 155V154H8ZM27 155V154H26ZM134 155L133 156H131L132 157V160H128V161H133V158H134ZM185 155H186V153H185ZM202 155V156H201ZM28 156V155H27ZM107 156H109V155H107ZM111 157H112V155H110ZM127 156V157H126ZM148 156V155H147ZM189 156L190 155H188V158H189ZM192 156V155H191ZM239 156V155H238ZM246 156V155H245ZM23 157V156H22ZM110 157V158H111ZM118 157V158H119ZM136 157V156H135ZM187 157V156H186ZM196 157H198L197 155L195 156V158ZM235 158H237L236 156H234ZM240 157H242V156H240ZM239 157V158H240ZM6 158V157H5ZM8 158V157H7ZM6 158V159H7ZM11 158V157H10ZM113 159H110V160H114V157H112ZM137 158V157H136ZM136 158H134L135 160H136ZM154 158H153V161H154ZM178 158V157H177ZM176 158V159H177ZM185 158V157H184ZM183 158V159H184ZM188 158L186 159L187 161H188ZM191 158V157H190ZM229 158L231 159V160H229ZM235 158H233V161H232V163L234 162V159ZM131 159V158H130ZM180 159V158H179ZM198 159V158H197ZM200 159V158H199ZM5 159H3V161H4ZM18 160V159H17ZM121 160V159H120ZM185 160V161H186ZM229 160V161H228ZM246 161L245 162H247V159H245ZM251 160V159H250ZM7 161H9V160H7ZM46 161H48V159L46 160ZM117 161V160H116ZM178 161V160H177ZM186 161V162H187ZM202 161V160H201ZM17 162V161H16ZM19 162H21V160L19 159ZM45 162V161H44ZM60 162V161H59ZM145 162V161H144ZM179 162V161H178ZM183 162H184V160H183ZM196 162V161H195ZM195 162H194V164L193 165H195ZM203 162V161H202ZM249 162V161H248ZM10 163H11V161H10ZM13 163V162H12ZM18 163V162H17ZM17 163H15V164H17ZM22 163H23V161H22ZM48 164H49V162H47ZM180 163V162H179ZM191 163V162H190ZM226 163V164H227ZM250 163V162H249ZM3 164H5L4 162H3ZM9 163L7 162V164H6V166L8 165ZM14 164V163H13ZM25 164V163H24ZM28 164V163H27ZM38 164V163H37ZM42 164V163H41ZM53 164V163H52ZM51 164V165H52ZM111 164H113L112 162H111ZM130 165V166H128V165ZM153 164V165H154ZM198 164V163H197ZM245 164V163H244ZM32 165H34L33 163H32ZM113 165H115V164H113ZM116 165V166H117ZM192 165V164H191ZM230 165H231V162H230ZM235 165V164H234ZM239 165V164H238ZM237 165V166H238ZM246 165H247V163H246ZM14 166V165H13ZM19 166H21L20 167V169L22 168L23 169V167H22V165L21 164H19ZM46 166H47V164H45V166H44V168L46 169ZM133 166V167H132ZM138 166V165H137ZM232 166V165H231ZM230 166V170H232L233 169V167H231ZM248 166H249V164H248ZM253 166H254V168H253ZM8 167V166H7ZM9 167H10V165H9ZM9 167H8V169H9ZM25 167V166H24ZM29 167V166H28ZM42 167H43V164H42V166H41V169H42ZM82 167V166H81ZM129 167H132V170H131V168H129ZM39 168H40V166H39ZM38 167H37V169H39ZM44 168H43V170H44ZM48 168V167H47ZM49 168H51V167H49ZM151 168V167H150ZM11 169H12V167H11ZM11 169H9V170H11ZM18 169L19 168H14V170H17V172H18ZM21 169V170H22ZM58 169V168H57ZM56 169V170H57ZM103 169V168H102ZM110 169H108V170H110ZM229 169V168H228ZM255 169V170H254ZM1 170V169H0ZM7 170V169H6ZM26 170V169H25ZM46 170H48V169H46ZM52 170V169H51ZM79 171H80V168L78 169ZM178 170V169H177ZM182 170L183 169H181V174H182ZM207 170V171H206ZM12 172H13V169L11 170ZM10 171V172H11ZM75 171V170H74ZM82 171V170H81ZM141 171V170H140ZM226 171V169L224 170V172ZM254 172V177L256 176L257 177V179H258V177L260 178V174L258 175V174H256L257 172ZM5 172V171H4ZM7 172H9V171H7ZM15 172V171H14ZM26 172H27V170H26ZM40 172H41V170H40ZM43 172V171H42ZM41 172V173H42ZM46 172H49V171H46ZM51 172V171H50ZM78 172V171H77ZM190 172V171H189ZM197 172V171H196ZM199 172H201L200 170H198V173L197 174H200ZM223 171H222V173H224ZM25 173V172H24ZM38 173V172H37ZM71 173V172H70ZM80 173V172H79ZM165 173V174H164ZM188 172H186V171H184L183 172V176H188L189 175V173L187 174ZM219 173V174H218ZM227 173V172H226ZM226 173L224 174V175H226ZM6 174V173H5ZM11 174H13V173H11ZM15 174V173H14ZM20 174V173H19ZM22 174V173H21ZM20 174V175H21ZM28 174V173H27ZM32 174H33V172H32ZM44 174V173H43ZM83 174H84V172H83ZM163 174H164V176H163ZM180 174V173H179ZM178 174V179L179 180H181V182L182 181H184V178L185 177H183L182 176V179L180 178L181 177V174L179 175ZM192 174V173H191ZM16 175H17V173H16ZM19 175V176H20ZM42 175V174H41ZM44 175H46V174H44ZM173 175V174H172ZM193 175V174H192ZM223 175V174H222ZM253 175V174H252ZM5 176V175H4ZM9 176V174L7 173V175L5 176L6 178ZM13 176H15V175H13ZM18 176V175H17ZM28 176V175H27ZM139 176V177H138ZM144 176V175H143ZM160 176H161V178H160ZM168 176V175H167ZM169 176H170V174H169ZM263 176H264V174H263ZM26 177V176H25ZM24 176H20V178H21V180L20 181H22L23 183L24 182H26V179H27V177L25 178ZM31 177V176H30ZM43 175L40 177L39 176V178L40 179H42V180H44V179H46L48 176H46L44 179H43ZM105 178H106V176H104ZM146 177V176H145ZM200 177H196L197 179H198V181H199V178ZM9 178H11L12 179V176L10 177L9 176ZM20 178H18V179H20ZM175 178V179H174ZM204 178V180H202ZM206 178V179H205ZM219 178H221V177H218V179ZM13 179H15V177L13 178ZM30 179V178H29ZM38 179V178H37ZM47 179H50V182H51V178L49 177V178H47ZM160 179H162V180H160ZM187 179V178H186ZM190 178H188L187 180H189ZM196 179V180H197ZM256 179V178H255ZM260 179H262V177L260 178ZM34 180H35V178H34ZM194 180V179H193ZM36 181V180H35ZM38 181V180H37ZM45 181V180H44ZM46 181H48V180H46ZM146 181V180H145ZM147 181H148V178H147ZM149 181V182H150ZM173 181H175V183H173ZM14 182V181H13ZM49 182V183H50ZM106 182V181H105ZM144 182V181H143ZM161 182H164V183H161ZM209 182H210V180H209ZM28 183V182H27ZM53 183V182H52ZM55 183V182H54ZM189 183V182H188ZM12 184V183H11ZM15 184V183H14ZM26 184V183H25ZM146 184V183H145ZM184 186H185V184H187V183H185V181H184ZM192 184V183H191ZM190 184V185H191ZM258 184H259V182H258ZM13 185V184H12ZM15 185H17V184H15ZM20 185H22V183L20 184ZM49 185H51V183L49 184ZM59 185V184H58ZM108 185V184H107ZM190 185H187L186 187H189ZM6 186H7V184H6ZM19 188H20V186L19 185H17ZM24 186V185H23ZM23 186H21V187H23ZM53 186V187H52ZM52 188L54 189L55 188V186L56 185H53L52 184ZM60 186V185H59ZM59 186H58V188H59ZM110 186V185H109ZM143 186V187H142ZM14 187V186H13ZM17 187V188H18ZM27 187V186H26ZM40 187V186H39ZM112 187V188H113ZM200 187V186H199ZM239 187H240V185H239ZM243 187V186H242ZM10 188V187H9ZM12 188V187H11ZM36 188V187H35ZM202 188V187H201ZM245 188H248V187H245ZM19 191H21L20 189H18ZM18 190H15V192L17 191L18 192ZM23 190H24V188H23ZM33 190V189H32ZM112 190V189H111ZM119 190V191H120ZM181 190H184V189H181ZM198 190V189H197ZM243 190V189H242ZM247 190V189H246ZM28 191H29V189H28ZM53 191H55V189L53 190ZM57 191V190H56ZM250 191H252V190H249V192ZM261 191V190H260ZM11 192V191H10ZM23 192V191H22ZM25 192V191H24ZM24 192L22 193V195H24ZM27 192V191H26ZM111 192V191H110ZM121 192V191H120ZM124 192V193H125ZM5 193V192H4ZM19 193V192H18ZM21 193V192H20ZM20 193H19V195L18 196H21L20 195ZM39 192H37V194H38ZM41 193H42V191H41ZM55 193V195H56V192H54ZM28 194H29V192H28ZM30 195V194H29ZM76 195V194H75ZM128 195V196H129ZM136 195V196H135ZM236 195V196H235ZM235 195H233V196H235V197H237V198H239L238 197V194L237 193H235ZM255 195H256V193H255ZM144 196H147V195H144ZM233 196L232 197H230L229 198V200H230V202H226V203H228L227 205H232L231 203H233V206L234 207H236L237 208V210H240L239 209V207H241V205L242 204H240V203H242V202H240V203H238V202H236L235 200H234V198H233ZM3 197V196H2ZM41 197H42V195H41ZM58 197V196H57ZM60 197V196H59ZM126 197H127V195H126ZM131 197H129V199L131 198ZM148 197V196H147ZM177 197V196H176ZM256 197H257V195H256ZM20 198V197H19ZM21 198H22V196H21ZM29 198V197H28ZM44 197H42V199H43ZM178 198V197H177ZM13 199H15L14 197L12 198V200ZM56 199V198H55ZM57 199H59V198H57ZM172 199V200H171ZM5 200V199H4ZM3 199H1V202H3L4 201ZM19 200V199H18ZM40 200V199H39ZM216 200V199H215ZM254 201H252V203L250 202V204L252 205L251 207H250V209H248V210H250L249 211V213H247V211H245V213L246 214H249V215H247V216H245V215H243V213L241 214V212L239 213V214H241L242 216H244L243 218H246V219H243L238 213H236L234 210H232V208H231V206H230V208L229 207H225L224 208V210L223 211H219V209H218V211H215L216 212V215H214L213 217H215V219L213 218L212 220L214 221H216V222H219V223H221V227L223 226V228L222 229H224V230H226L225 232H228V233H231L229 230V228H230V225L231 224H235L236 225V227H235V229H231V230H233L232 231V233L234 232V234H236L237 235V241H239V243L237 242V245L238 244H243L244 246H245V250H247L246 252L245 251H243L244 250V248H243V250H242V247H241V245H240V247H241V249L240 248H238V249H240V251L238 250V252L237 253H239L240 252V254L242 255L241 257L243 258V259H241L240 258V255H239V258L241 259V261H243L244 260V258H246V263L245 264H252L253 262L251 261V260H253L254 262H255V264H264V196L263 197H260V198H258V199H253ZM7 201H9V203L11 202L12 203V201H10V200H8L7 199ZM24 202L26 201L25 200V198H24V200H23ZM29 201H31V203H32V200H29ZM57 201V200H56ZM71 201V200H70ZM0 202V203H1ZM23 202V208L25 207L24 205H25V203ZM130 202V201H129ZM172 202V203H171ZM216 202V201H215ZM214 202V203H215ZM5 203V202H4ZM16 202H14V204H15ZM21 203V202H20ZM26 203L28 204V202L26 201ZM219 203H222L223 204V202H219ZM225 203V202H224ZM14 204H13V206H14ZM17 204H19V202H17L16 204H15V206L17 205ZM76 204V203H75ZM121 204V203H120ZM119 204V205H120ZM124 204V203H123ZM132 204V203H131ZM169 204V205H168ZM250 204H248V205H250ZM9 205V204H8ZM11 205V204H10ZM22 205V204H21ZM53 205V204H52ZM118 205V206H119ZM122 205V204H121ZM129 205V204H128ZM31 206V205H30ZM33 204H32V209L34 210V211H36L34 208H33ZM73 206V205H72ZM124 206H125V204H124ZM133 206V205H132ZM217 206V205H216ZM232 206V207H233ZM246 206V205H245ZM244 206V209L246 208ZM8 207V206H7ZM19 207V206H18ZM43 207V206H42ZM49 207V206H48ZM127 207V206H126ZM136 206H134V208H135ZM164 207H166V206H164ZM166 207V208H167ZM29 207L27 206L26 207V209H28ZM37 208V207H36ZM122 208V207H121ZM160 208H162V207H160ZM243 208V207H242ZM11 209H13V208H11ZM31 209V208H30ZM39 209L41 210V208L39 207ZM130 209H132V208H130ZM148 209V208H147ZM215 209V208H214ZM42 210H45L44 208L42 209ZM151 210V211H152ZM160 210V209H159ZM173 210V209H172ZM246 210H247V208H246ZM48 211V210H47ZM58 211V210H57ZM240 211H242V210H240ZM40 212V211H39ZM43 212V211H42ZM46 212V211H45ZM109 212V211H108ZM107 212V213H108ZM115 212V211H114ZM136 212V211H135ZM220 212V213H219ZM239 212V211H238ZM106 213V214H107ZM116 213V212H115ZM119 213H120V211H119ZM146 213V212H145ZM152 213V212H151ZM217 213H219V215L220 216H218V217H216L217 216ZM39 214V213H38ZM111 214V213H110ZM134 214V213H133ZM140 214V213H139ZM48 215V214H47ZM57 215V214H56ZM43 216V215H42ZM41 216V217H42ZM107 216V215H106ZM147 216H148V214H147ZM146 216V217H147ZM60 217V216H59ZM104 217V216H103ZM109 217H111V216H109ZM108 217V218H109ZM35 218H36V216H35ZM40 218V217H39ZM39 218H37V219H39ZM112 218V217H111ZM118 218V217H117ZM144 218V217H143ZM211 218V217H210ZM218 218V219H217ZM44 219V218H43ZM55 219V218H54ZM101 219V222H102V217L100 218ZM106 219V218H105ZM104 219V220H105ZM114 219V218H113ZM147 219V218H146ZM149 219V218H148ZM47 220V219H46ZM57 220V219H56ZM61 220V219H60ZM118 220V219H117ZM143 220V219H142ZM218 220V221H217ZM40 221H42V220H40ZM48 221H49V219H48ZM55 221V220H54ZM230 222V224H229V222ZM118 222V221H117ZM116 222V224L118 225V223ZM210 222V221H209ZM228 222V223H227ZM43 223V222H42ZM41 223V224H42ZM59 223V222H58ZM104 223V222H103ZM109 223V222H108ZM115 223V222H114ZM140 223V222H139ZM218 223V224H219ZM45 224V223H44ZM50 222H46V227H50L51 228V226H50ZM100 224V223H99ZM109 224H111V222L109 223ZM210 224V223H209ZM216 224V223H215ZM62 225H64V224H60V226H62ZM225 225H226V228H224L225 227ZM59 226V225H58ZM113 226H114V224H113ZM229 226V227H228ZM65 227H67V226H65ZM72 227H73V225H72ZM116 227V226H115ZM115 227H113V228H115ZM204 227V226H203ZM227 227H228V229H227ZM68 228V227H67ZM106 228H107V226H106ZM52 230L50 231V229H49V233L47 234L48 236L50 235H53V237L55 236V237H58L59 235H61V237H64L65 236V234H61L62 232H60L61 230H59L58 228L56 229V228H54V227H52L51 228ZM65 229V228H64ZM64 229L62 230V231H64ZM74 229H75V227H74ZM71 230V229H70ZM116 230V229H115ZM114 230V231H115ZM153 230V229H152ZM43 231V230H42ZM106 231V230H105ZM109 231H111V230H109ZM70 232H72V231H70ZM117 232V231H116ZM154 232V231H153ZM69 233V232H68ZM77 233V232H76ZM72 234V233H71ZM106 234V233H105ZM113 234H114V232H113ZM117 234H118V232H117ZM122 235H124L123 233H121ZM62 235H64V236H62ZM67 235V234H66ZM74 235V234H73ZM104 235V234H103ZM119 235V234H118ZM151 235V234H150ZM108 236V235H107ZM116 236V235H115ZM52 237V238H53ZM106 237V236H105ZM65 238V237H64ZM113 238V237H112ZM117 238V237H116ZM115 238V239H116ZM119 238H120V236H119ZM125 239H126V236H125ZM222 240V239H221ZM59 241H61V240H59ZM62 241H63V239H62ZM61 241V242H62ZM118 241V240H117ZM119 241H120V239H119ZM66 243V242H65ZM160 243V242H159ZM67 244H69V243H67ZM236 244V243H235ZM132 245V244H131ZM60 246V245H59ZM121 246V245H120ZM60 248H62V250L65 248V246H63V243H62V247L60 246ZM68 248V247H67ZM65 250H67V249H65ZM159 250V249H158ZM243 251V252H242ZM71 252V251H70ZM245 252V253H244ZM56 253V252H55ZM59 253H60V256H61V254L63 253H61L60 251H59ZM236 253V254H237ZM63 254H65V253H63ZM64 256V255H63ZM62 256V257H63ZM76 256V255H75ZM236 257V256H235ZM247 258H248V263H247ZM249 258H252L251 260H249ZM70 259V258H69ZM232 259V258H231ZM239 260V259H238ZM72 261V260H71ZM70 261V262H71ZM251 263H250V262ZM79 262V261H78ZM78 262L76 261L75 263L73 262L72 264H78ZM234 262V261H233ZM232 262V263H233ZM238 264H239V262H237ZM53 264V263H52Z\"/></svg>",
    "mask_w": 264,
    "mask_h": 264
}]
</instances>
